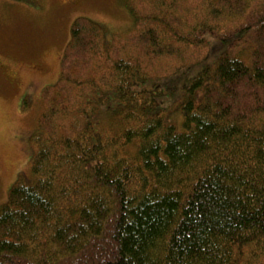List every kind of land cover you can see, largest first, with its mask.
I'll return each instance as SVG.
<instances>
[{
  "label": "trees",
  "instance_id": "16d2710c",
  "mask_svg": "<svg viewBox=\"0 0 264 264\" xmlns=\"http://www.w3.org/2000/svg\"><path fill=\"white\" fill-rule=\"evenodd\" d=\"M121 2L131 28L111 45L88 19L70 27L29 178L0 206V264H264V0ZM201 49L179 71L219 52L182 83L178 128L175 88L149 83L140 54ZM103 52L102 86L75 75Z\"/></svg>",
  "mask_w": 264,
  "mask_h": 264
},
{
  "label": "rangeland",
  "instance_id": "374dc122",
  "mask_svg": "<svg viewBox=\"0 0 264 264\" xmlns=\"http://www.w3.org/2000/svg\"><path fill=\"white\" fill-rule=\"evenodd\" d=\"M36 1V4H29L0 0V206L16 181L29 178V161L33 152L30 136L47 109L44 90L60 79L61 59L70 41L72 23L82 17L99 25L103 36L100 43L104 47L123 39L131 28V17L121 0ZM141 5L146 11V6ZM150 9L152 7L148 4L147 10ZM211 44L209 39V46ZM218 52H210L200 66L209 65ZM204 53L205 49L193 54L184 53L182 59L153 57L146 52L140 54L145 71L152 80L149 83L167 78L162 84L175 88L171 94L173 97L167 96L165 100V113L166 120L178 128L181 116L173 105L180 98L182 83L194 76L200 66L190 65L179 70L198 61ZM115 56L112 53V58L105 59L103 52L81 71H75V75H81L83 80L93 79L102 86L100 81L108 79ZM73 91L81 96L89 90L79 86ZM107 123L109 129L112 124L105 120V125Z\"/></svg>",
  "mask_w": 264,
  "mask_h": 264
}]
</instances>
